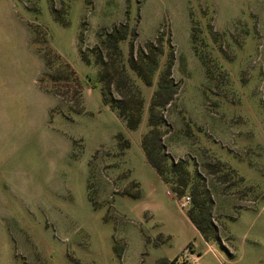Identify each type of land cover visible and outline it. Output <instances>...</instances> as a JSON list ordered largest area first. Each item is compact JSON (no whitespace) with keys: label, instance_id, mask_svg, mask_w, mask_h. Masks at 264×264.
Masks as SVG:
<instances>
[{"label":"rangeland","instance_id":"rangeland-1","mask_svg":"<svg viewBox=\"0 0 264 264\" xmlns=\"http://www.w3.org/2000/svg\"><path fill=\"white\" fill-rule=\"evenodd\" d=\"M0 264H264V0H0Z\"/></svg>","mask_w":264,"mask_h":264},{"label":"trees","instance_id":"trees-1","mask_svg":"<svg viewBox=\"0 0 264 264\" xmlns=\"http://www.w3.org/2000/svg\"><path fill=\"white\" fill-rule=\"evenodd\" d=\"M122 28V30H120ZM129 26L127 24L121 26V27H117L114 26L111 31L109 33H106V36L110 39H114L113 45L115 47V49L119 50V52H121V50L119 49V42L123 41L128 33L129 30ZM130 31H132L133 33H135L134 28H132ZM129 31V32H130ZM161 45V44H160ZM144 50V51H143ZM141 51V55H140V61L142 64H146L147 69L142 67L137 66L136 64L133 63V58H131V68L134 70V72L141 77V79L146 83V84H151V74L155 72V70L157 69V54H156V48L154 49L152 47V42H149V44H146L145 48H140ZM130 54H133V45L130 48ZM146 60V61H145ZM165 76H170V65L167 66L159 81H158V89L157 92L155 94L154 97V102L152 103V105H155L156 102V97H160L161 95L164 94L165 90L168 88L166 87V78ZM119 89V88H118ZM102 96H103V100L105 103L110 104V106L117 111L118 115L123 118L126 121L127 126L130 129H135L141 119V111H142V98L140 95V89L139 88H135V91L133 93V96L130 99H125V95L122 92L117 91L118 93V97L115 98L113 96V92L112 90L107 87H102ZM171 98L169 97L168 100H170ZM144 145L146 147V153L148 156V159L154 164V166H156V168L159 169V164L156 161V159H154L151 150L148 149V138L147 136L144 138ZM198 206V205H197ZM200 207V206H199ZM198 210H201L200 208ZM195 211L192 210L189 212V216L191 217V219L196 223V225L198 226L199 229L204 230L199 221V217L196 214H194L193 212Z\"/></svg>","mask_w":264,"mask_h":264},{"label":"built area","instance_id":"built-area-1","mask_svg":"<svg viewBox=\"0 0 264 264\" xmlns=\"http://www.w3.org/2000/svg\"><path fill=\"white\" fill-rule=\"evenodd\" d=\"M188 200H189V197H184V198L182 199V203H181V205H182V206L185 205V204L188 202Z\"/></svg>","mask_w":264,"mask_h":264}]
</instances>
